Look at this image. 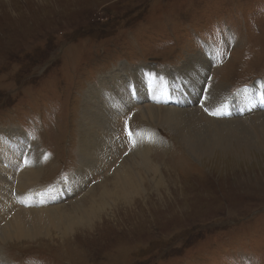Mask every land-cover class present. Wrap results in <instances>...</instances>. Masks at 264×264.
Returning <instances> with one entry per match:
<instances>
[{"label": "rangeland", "instance_id": "rangeland-1", "mask_svg": "<svg viewBox=\"0 0 264 264\" xmlns=\"http://www.w3.org/2000/svg\"><path fill=\"white\" fill-rule=\"evenodd\" d=\"M201 59L206 75L192 69L191 62ZM123 84L132 87L125 91ZM260 84L264 87V0H0V145L13 149L14 131L31 142L41 154V189L58 187L78 168L79 134L88 131L80 127L87 90L100 87L106 108L118 111L110 104L115 94L127 110L110 126L113 158L88 175L84 192L56 198L65 205L61 212L76 203H97L121 163L116 172L140 174L132 168L133 161L142 162L133 137L125 135V122L135 141L151 132L160 144L148 145L145 155L160 173L144 176L146 197L134 208L111 207L93 232L78 230L62 239L61 230H53L50 240L0 243L1 264H264V150L253 129L246 128L250 140H234L232 150L198 160L178 132L150 115V109L197 110L207 122L252 125L264 107L254 98L241 104L247 98L242 89ZM139 85H145V95ZM219 87L222 104L210 113L208 96ZM172 94H187L194 105L172 107ZM0 166L7 167L1 156ZM90 188L92 195L83 198ZM37 197L16 206L36 208Z\"/></svg>", "mask_w": 264, "mask_h": 264}, {"label": "bare ground", "instance_id": "bare-ground-1", "mask_svg": "<svg viewBox=\"0 0 264 264\" xmlns=\"http://www.w3.org/2000/svg\"><path fill=\"white\" fill-rule=\"evenodd\" d=\"M191 64L192 69L196 67L198 70H202V74L206 75L207 64L204 59L196 60L193 63L191 62ZM115 79L116 78H111L110 80ZM156 79L158 84L162 85V90L168 93L169 88L166 86V81H164L161 76H157ZM193 81L197 82L196 80ZM163 84L165 85L163 86ZM131 87L127 84H123L121 89L126 88V91ZM200 87L202 88V86ZM99 89H89L84 93V96H82V117H80V120L84 123L80 122V127L85 130L87 129L88 131L79 134L77 150L80 153V157L76 172L73 173V176H71L69 180L63 181L58 187H54L52 190L41 189L39 184L40 167H38L41 160V154L20 132L14 131L16 145L11 147L13 149L7 148L6 145H0V149H2L0 154L2 162H4L5 159L6 165L9 167H6V169L0 166V181H2L0 182V223L4 222L3 226L0 228V243L6 244L11 241H18L21 238L35 239L37 237H43L49 239L53 230H61L60 233L63 237H61L62 239L70 236L72 237V234L78 230L85 229L91 231L92 228L95 229L98 222H102L105 217L110 216L112 212L111 207H114L115 210L116 208H119L126 211L128 209L130 211L134 208V202L138 198L143 200V198L146 197V193L144 194L145 189L142 187L145 184L146 175H153L154 178H156L160 173L158 168H153L149 163V161L151 163L155 162H153L152 159L148 161L145 156L151 148L148 145L158 144L157 137L151 132H142L139 134L141 135L143 143L140 140V136L136 141L133 136V141L135 142L136 147L134 153L136 154L137 152V154H139L138 158L141 160L142 164L135 165L133 161L132 168L137 173H140L139 175L136 173L126 174L116 172L123 165V163H121L119 167H115L114 169L118 177L115 178L114 181L106 182L104 184L105 190L98 192V194H100L97 196L98 202L91 201V205L89 204L91 207L83 206V203H76V206L71 207L70 211L61 212V205H64L63 201L55 202L56 195L62 194L57 198L65 199L66 197L73 198V193L76 195L80 192H84L88 185V181L86 180L88 175H92L97 169L105 167V163L108 162V159L113 158L110 146L107 144L108 140L111 143V138L114 137L115 139L114 132L110 126L112 120H116L118 116L124 114L127 110H122L124 102L121 103L117 101L116 95L111 94L108 88L107 90H104V92L111 94L115 98L110 104L113 103L112 107L117 104L118 111L117 109H113L112 111V109L106 108L104 105L106 100L105 93L99 91ZM219 89L212 88L210 93L214 94H210L207 99L209 109L214 112L222 104L221 98L224 96L223 88L219 87ZM144 90L145 85H139V91L143 95H145ZM97 92L98 97L95 96ZM243 100L249 99H241V104L243 103ZM115 101L117 103H115ZM126 101L129 102V99ZM184 102L186 105V99H184ZM219 103L220 105L218 106ZM231 105H235L236 107V104ZM101 107H104V111L102 112L105 113L102 120L97 115V112H99ZM164 109L165 110L162 112L150 109L152 119L159 120L166 125V128L169 127L178 132L177 139L181 142L182 146H185L188 149L192 157L197 158L198 160H201L202 157L210 156L212 152H223L228 149L232 150V147H234L232 146L234 140L238 143L243 138L246 140L249 139L251 135L246 129L248 127L253 129V134L256 135L255 142H259L264 150V113L255 117L252 125H248L242 120L234 121L232 123L226 121L227 123L221 122L220 124H216V121H205L204 118L201 117L202 115H200V111L197 110L194 112H178V110L171 111L169 108ZM195 117L196 120H194ZM99 124L101 130H98ZM201 124H203V126H201ZM204 125H208L209 127ZM138 141L141 142L140 146L138 145ZM76 152L77 151L75 150V155H77ZM157 155L154 156L157 157ZM14 156L15 159L18 160L17 165H14ZM80 177L85 181L83 184H80V182L77 181ZM163 178L164 175H160L156 181L154 180L153 183L155 184V188L160 186L158 183L162 182ZM13 182L15 183L12 186ZM46 191L52 193L50 196L54 200L51 201V203L54 204L50 205V207H43L44 205H41L37 206L38 208H23L24 205L23 207L19 205L20 203H25L29 198H32L33 195L37 196ZM92 193L93 189L84 194L83 198L92 195ZM18 200H20V203L16 206V201ZM75 202L76 201H74V203ZM109 202L111 204H109ZM38 203L39 202H37V204ZM11 212L12 216H10V219L8 220L6 217L10 215ZM96 221L97 223L95 224ZM93 231L94 230H92V232Z\"/></svg>", "mask_w": 264, "mask_h": 264}, {"label": "snow or ice", "instance_id": "snow-or-ice-1", "mask_svg": "<svg viewBox=\"0 0 264 264\" xmlns=\"http://www.w3.org/2000/svg\"><path fill=\"white\" fill-rule=\"evenodd\" d=\"M245 91H246V89H245ZM129 135H130V137H131V135H132V134H131V133H129Z\"/></svg>", "mask_w": 264, "mask_h": 264}]
</instances>
